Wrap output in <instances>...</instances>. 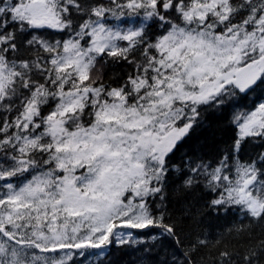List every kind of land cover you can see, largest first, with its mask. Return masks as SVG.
Returning a JSON list of instances; mask_svg holds the SVG:
<instances>
[{
  "label": "snow or ice",
  "instance_id": "obj_1",
  "mask_svg": "<svg viewBox=\"0 0 264 264\" xmlns=\"http://www.w3.org/2000/svg\"><path fill=\"white\" fill-rule=\"evenodd\" d=\"M174 203L197 226L183 240ZM229 215V234L262 229L243 252L202 226ZM113 249L260 264L264 0H0V264Z\"/></svg>",
  "mask_w": 264,
  "mask_h": 264
},
{
  "label": "trees",
  "instance_id": "obj_2",
  "mask_svg": "<svg viewBox=\"0 0 264 264\" xmlns=\"http://www.w3.org/2000/svg\"><path fill=\"white\" fill-rule=\"evenodd\" d=\"M122 72H123V66L120 64L113 65L109 63L101 68V74L105 82H108L111 77H114ZM216 138L220 139L221 133L217 132ZM208 143L210 145L211 141L209 140ZM181 210H182V204L180 203H174L170 205V211L173 214V219L176 221L177 230L180 234V238L183 240L186 236L196 231L197 226L192 220L182 216L180 214ZM243 223L246 228V232L241 235H236L235 233L229 234L227 232L228 226L232 224L239 226L240 224V218L235 215H229L228 217L220 220H210L209 218H205L202 222V226H208L209 224L213 225V233H212L214 237L213 242H215V240H219L220 241L218 245L219 248L226 247L229 251L243 252L246 246L248 245L250 239L249 236L247 235V232L250 231L253 237H258L262 231L261 227L250 226L247 224V221H244ZM221 233H223V235H221ZM145 239H148V237H145ZM173 246L177 247V257L178 259L182 260L183 257L180 256L181 250L178 248V246L176 245ZM213 257H214V252L212 256H209L207 251L202 250L201 253H198L194 256V260L197 262V264H201L202 260L207 261V264H212ZM109 258L111 259L112 264H127V262L130 259L128 255L116 249L112 250L111 256ZM259 260H260V264H264V254L260 255Z\"/></svg>",
  "mask_w": 264,
  "mask_h": 264
}]
</instances>
